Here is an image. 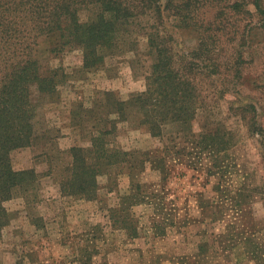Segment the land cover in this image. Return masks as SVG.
<instances>
[{
    "label": "rangeland",
    "instance_id": "obj_1",
    "mask_svg": "<svg viewBox=\"0 0 264 264\" xmlns=\"http://www.w3.org/2000/svg\"><path fill=\"white\" fill-rule=\"evenodd\" d=\"M245 9L248 14L236 11L231 16L233 41L221 37L218 48L209 54L210 66L219 63L218 71L211 75L197 66L192 71L193 119L169 122L162 128L163 135L155 136L142 125L143 116L136 111L124 120L110 115L114 119L111 126H115L110 146L160 156L164 153L157 150L169 147L171 155L166 161L171 175L165 184L149 163L138 176L141 183L156 189L166 185L163 210L151 204L132 206L138 235L131 238L111 217V209L129 191L127 165L113 167L111 176L99 175L96 199L85 200L61 193L56 173H48L42 145L17 149L10 154L13 168L35 169L39 185L27 199L16 197L4 204L11 221L0 238V264H82L84 256H91L92 264H197V247L203 242L214 250L209 253L210 263L256 264L247 253L255 244L257 255L264 260V19L252 4ZM86 18V12H81L80 19ZM242 34L245 41L240 42ZM197 37L190 30L176 35L174 61L184 53L199 58ZM57 41L53 37L41 42L38 54L47 63L45 68H61L66 79L53 100L42 99L37 92L31 98L37 104L36 132L48 130L51 137L56 136L51 143L64 152L67 161L66 151L71 147L91 146L88 131L93 123H86L83 131L75 126L73 112L80 105L90 109L105 91L120 101L144 93L151 63L142 35L136 51L114 55L104 49V67L92 69L83 68L78 49L63 51L57 57L50 54L49 48ZM230 57L238 62L231 69ZM193 62L203 68V61ZM243 106L248 108L245 118L239 112ZM253 119L263 134L250 133L247 122ZM207 134H218L213 152L206 146ZM214 165L216 175L211 176L208 170ZM214 186L223 192L214 191ZM244 186L250 191L247 197L239 194ZM201 194L222 206L216 221L204 218L214 215L211 207L206 208L205 216L202 214L198 206ZM240 203L242 211L237 213L231 207Z\"/></svg>",
    "mask_w": 264,
    "mask_h": 264
},
{
    "label": "trees",
    "instance_id": "obj_2",
    "mask_svg": "<svg viewBox=\"0 0 264 264\" xmlns=\"http://www.w3.org/2000/svg\"><path fill=\"white\" fill-rule=\"evenodd\" d=\"M249 4L264 19V0H0V238L11 221V214L4 204L16 197L27 199L39 185L36 170L16 171L10 154L36 145L44 147L48 173H56L60 191L65 196L94 200L98 192V176H111L113 167L127 165L129 191L121 197L118 206L111 209V217L129 237H137L132 206L151 204L162 208L168 194L166 185L156 189L153 185L141 183L138 176L149 163L165 184L171 175L166 156L171 153L169 147L157 150L164 153L160 156L152 151L126 152L110 146L109 136L115 130L110 115L124 120L128 113L136 111L143 116L142 125L155 136H162V128L169 122L186 123L193 119L196 102L190 78L192 71L195 66L211 75L218 71L219 63L210 66L209 54L218 48L221 37L227 36V41H233L231 34L235 26L231 16L236 11L248 14L245 7ZM81 12H86L85 21L80 19ZM185 30L198 36L199 58L184 53L174 61L176 35ZM141 35L146 39V56L151 63L146 91L133 95L130 101L117 100L114 93L105 91L90 109H83L80 105L73 112L75 126L86 131V123H93L88 131L91 146L71 147L66 151L67 161H64V152L53 144L56 136L51 137L48 130L42 134L35 130L37 104L31 98L32 93L53 100L58 86L66 79L61 68H45L46 62L38 54L40 43L49 42L54 37L58 41L49 48L50 54L57 57L63 51L78 49L82 52L83 68L92 69L104 67V49L107 54L114 55L136 51ZM242 41H245L243 34ZM195 59L203 61V68L193 62ZM234 61L230 57L229 69L238 64ZM238 74L239 71L234 76ZM247 109V106L239 109L243 118ZM247 125L251 134H263L260 128L257 129L255 119ZM207 135L204 137L208 141L206 146L213 152L212 143L218 134ZM198 151L201 153L200 149ZM214 167L208 170L211 176L216 175ZM223 169L221 167L220 171ZM216 188L217 192H223L217 186L214 191ZM247 192L250 191L245 186L239 190L241 197H247ZM198 203L204 216L206 208L211 207L210 213L214 217L204 218L216 221L222 206L203 194ZM242 205L231 208L238 213L242 211ZM237 236L240 239L239 233ZM254 247L247 253L256 264H264L263 257L257 255V245ZM197 250V264H215L208 261L210 251H214L208 242L199 243ZM80 261L92 264L91 256H84Z\"/></svg>",
    "mask_w": 264,
    "mask_h": 264
}]
</instances>
